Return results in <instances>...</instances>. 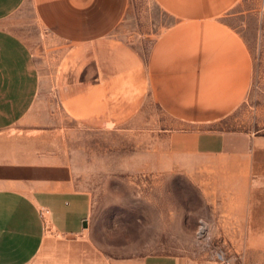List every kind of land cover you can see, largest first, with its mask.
Wrapping results in <instances>:
<instances>
[{"label":"crops","instance_id":"crops-1","mask_svg":"<svg viewBox=\"0 0 264 264\" xmlns=\"http://www.w3.org/2000/svg\"><path fill=\"white\" fill-rule=\"evenodd\" d=\"M154 1L173 17L144 72L152 96L178 122L168 134V154L185 160L179 161L177 171L193 176L210 202L236 198L235 214H244L250 197L244 181L250 137L218 127L251 83L249 50L225 20L239 0ZM26 5L33 7L41 26L55 39L82 50L81 75L72 71L70 81L57 83V93L84 99L95 85L100 95L117 99L124 91L122 43L114 33L132 0H0L3 136L5 131L40 124L33 111L42 90L41 72L32 48L8 21ZM92 48L98 84L92 83ZM18 141L0 139V264H203L180 257L109 260L90 237L91 195L77 186L71 169L57 156L21 147ZM200 158L220 162L199 164ZM212 178L219 182L214 185ZM43 208L49 209L46 217Z\"/></svg>","mask_w":264,"mask_h":264},{"label":"rangeland","instance_id":"rangeland-1","mask_svg":"<svg viewBox=\"0 0 264 264\" xmlns=\"http://www.w3.org/2000/svg\"><path fill=\"white\" fill-rule=\"evenodd\" d=\"M225 20L245 42L252 66L248 91L218 126L250 137L244 180L250 197L241 215L235 214L236 198L210 202L193 176L177 171L183 159L168 154V134L178 122L144 83L151 52L173 23L154 0H132L114 33L122 43L124 91L117 99L100 95L95 85L84 99L57 93V83L65 85L72 71L81 75V48L55 39L30 5L8 19L32 48L41 72L33 111L40 124L5 131L0 139L18 137L21 147L57 156L71 169L77 186L92 197V242L109 260L180 257L203 264H264V0H239ZM94 57L92 48V83L98 84ZM214 178L215 185L219 179Z\"/></svg>","mask_w":264,"mask_h":264},{"label":"built area","instance_id":"built-area-1","mask_svg":"<svg viewBox=\"0 0 264 264\" xmlns=\"http://www.w3.org/2000/svg\"><path fill=\"white\" fill-rule=\"evenodd\" d=\"M48 213H49V209H47V208H43V209H42V215H43L44 217H46Z\"/></svg>","mask_w":264,"mask_h":264}]
</instances>
